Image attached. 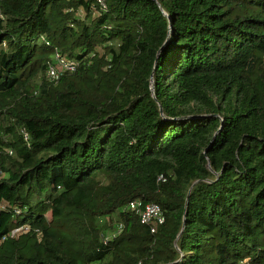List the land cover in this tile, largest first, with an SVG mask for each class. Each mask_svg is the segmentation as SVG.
Segmentation results:
<instances>
[{"label":"trees","instance_id":"obj_1","mask_svg":"<svg viewBox=\"0 0 264 264\" xmlns=\"http://www.w3.org/2000/svg\"><path fill=\"white\" fill-rule=\"evenodd\" d=\"M106 4L0 0V264H264V0Z\"/></svg>","mask_w":264,"mask_h":264},{"label":"built area","instance_id":"obj_2","mask_svg":"<svg viewBox=\"0 0 264 264\" xmlns=\"http://www.w3.org/2000/svg\"><path fill=\"white\" fill-rule=\"evenodd\" d=\"M103 10H107L106 0H94ZM47 45L50 43L42 38ZM55 64H50L47 70V78L51 82H58L62 76L68 72H75L78 67V63L73 60H68L61 56L57 51L54 56ZM26 141L28 137L26 136ZM165 181V178L161 176L159 178ZM129 209L139 216L141 224L148 226L152 234L157 232L158 227L164 225L166 222V216L160 205L156 203H144L143 201H134L129 204ZM124 230L123 224L117 226V230L111 235L107 234L103 237L104 244H107L110 240H113L117 236L121 235Z\"/></svg>","mask_w":264,"mask_h":264},{"label":"rangeland","instance_id":"obj_3","mask_svg":"<svg viewBox=\"0 0 264 264\" xmlns=\"http://www.w3.org/2000/svg\"><path fill=\"white\" fill-rule=\"evenodd\" d=\"M78 14H79V16L84 17V12L80 11ZM53 58H54V55H53ZM9 150H11V149H9ZM11 154H12V152H11ZM118 225H116V226H118Z\"/></svg>","mask_w":264,"mask_h":264}]
</instances>
